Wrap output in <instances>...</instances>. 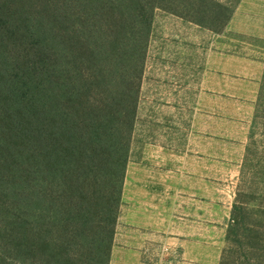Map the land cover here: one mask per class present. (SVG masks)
Returning a JSON list of instances; mask_svg holds the SVG:
<instances>
[{
	"label": "rangeland",
	"instance_id": "374dc122",
	"mask_svg": "<svg viewBox=\"0 0 264 264\" xmlns=\"http://www.w3.org/2000/svg\"><path fill=\"white\" fill-rule=\"evenodd\" d=\"M155 2L143 57L110 27L69 39L101 112L123 129L90 179L95 227L121 187L109 264H264V0ZM45 4L0 0L19 22L38 25L44 48L52 39ZM24 32L0 41L20 64L32 56ZM137 76L136 100L114 95L111 110L104 88L97 94L98 81L113 91ZM8 159L0 157V264H52L49 244L74 226L62 214L36 220Z\"/></svg>",
	"mask_w": 264,
	"mask_h": 264
},
{
	"label": "trees",
	"instance_id": "16d2710c",
	"mask_svg": "<svg viewBox=\"0 0 264 264\" xmlns=\"http://www.w3.org/2000/svg\"><path fill=\"white\" fill-rule=\"evenodd\" d=\"M155 1L45 0L52 35L50 46L45 48L40 44L42 31L38 25L29 24V20L19 22L0 6V41L25 31L33 56L30 62L20 64L0 51V157L9 154L13 168L8 169V175H17L23 182L18 188L21 203L34 206L38 222L62 214L74 226L72 234L65 235V242L58 244L54 239L49 244L52 264H109L121 195L118 187L114 204L108 206L109 212L95 227L90 179L96 178L110 159V136L123 129L119 124L113 126L108 115L101 112L92 95L90 78L72 59L78 46L69 39L85 35L87 30L100 37L110 27L129 34L138 57H143L158 5ZM89 15L92 19L87 22ZM21 25L25 27L23 32L19 30ZM62 42L68 55L60 47ZM139 78L123 79L122 86L113 91L97 80V94L98 88H104L100 94L107 97L112 110L114 95L125 98L132 92L137 99ZM134 113L132 106L127 114L130 127ZM126 161L124 155L122 173ZM233 210H238L237 201ZM233 223V229L238 227L234 218Z\"/></svg>",
	"mask_w": 264,
	"mask_h": 264
}]
</instances>
